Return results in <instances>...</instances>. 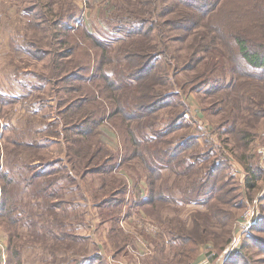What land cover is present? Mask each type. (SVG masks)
<instances>
[{
	"label": "rangeland",
	"instance_id": "rangeland-1",
	"mask_svg": "<svg viewBox=\"0 0 264 264\" xmlns=\"http://www.w3.org/2000/svg\"><path fill=\"white\" fill-rule=\"evenodd\" d=\"M138 1L0 0V94L13 100L11 102L7 100L4 106L0 102V173L12 174L16 180L24 182L27 175L40 171L49 172V175L40 174L35 180V185L25 187L26 191H22L20 185L14 187L15 198L17 199L22 191L24 200L27 203L31 200V204L23 200L20 206L21 211L23 208L26 214L31 208L36 210L37 202L43 206L40 211H46L42 200L45 195L50 203L57 200L64 202L61 208L58 207L51 213L50 221L54 218L61 225L64 223L63 227L66 230L86 237L87 240L84 239L81 243L69 248L68 244L55 247L58 249L56 255L59 260L81 259L85 254L91 256L94 252L100 251L101 245L106 264H119L124 261L122 258H125V253L120 251L124 249L123 252H125L130 247H137L136 236L141 239L146 250L155 248L148 234H144L145 231L140 229L137 222L134 223L135 234H129L128 240L124 241L122 238L126 237L125 234L116 230L117 226L121 229V219L109 221L110 217L106 215V211L109 212L112 209H107L105 205L100 208V204L105 203L111 191L120 182L126 180L136 183L138 178L143 176L144 172L136 159L120 166L122 160L117 156V159L111 162L118 163L116 173H109L103 176V179L97 173L83 171L77 163L75 167L68 163L69 155L67 154L70 144L66 140L68 133L63 130L70 119L63 116L62 109L65 106L63 100H66L69 95H64V92L58 95L50 65L52 33L64 29L63 26L71 32L73 38L89 40L84 36L87 30L112 40L118 47L124 38L113 31L107 20L119 14L126 17L131 12H135L136 7L144 8ZM252 4V0H221L214 13L216 26L226 30L239 27L244 29L245 34L252 31L259 36L262 33L261 27L256 25L254 29L250 25L246 26L249 20L246 12L249 14L251 8L254 10ZM34 6L38 8L33 13ZM70 16L74 18L70 19ZM144 16L150 20L153 19L154 23L158 22L157 16L151 17L150 14ZM160 19L161 22L164 21ZM198 30H204V28ZM218 32V29L209 30L210 36L206 34L204 39H201L203 35L198 37L195 45L198 44L197 56L202 61L191 73L175 71L176 64L179 62H176V56L169 58L172 65H166L169 74L177 83L173 88L179 92V96H174L172 102L178 103V100L183 102L185 107L179 105V108L187 107L188 114L180 121L182 127L176 125L170 134L165 133L168 135L164 139L176 144L182 136L193 138V141L186 144V150H183L181 156L185 155L189 162H192L191 159L195 162L194 157L200 156L196 167L210 166L213 163L219 165L213 175L216 177V189L210 195L209 201L213 204V208L210 210L206 203L183 205L180 202L177 205L180 207L178 210L164 209L161 211V217L167 220L179 215V219L183 221V230L187 229L189 232L195 230L196 219L200 221L201 218L205 221L204 241L198 243L199 248L195 257L197 260L199 258L202 260L199 264L208 262L227 264L223 261L227 256L230 258L233 252L227 255L226 251L230 244L234 243L235 238L238 240L236 250L240 248L245 259L248 256L253 264H264V252L259 250L261 245L249 239L264 238V231L258 229L260 221L264 218V74L251 69L243 59L239 61L234 56L235 46L232 42L224 43L218 39L219 42L214 43L215 39L211 37V34L217 36ZM155 34L157 35V32ZM57 38V53L60 54L65 52L68 45L63 43L60 33ZM188 40H191V37ZM25 41L36 44L50 54L43 57L42 61L34 59L32 54L20 50L19 45L26 47V50H31L25 45ZM113 55L114 57L117 55L116 50ZM172 55H178V53L172 52ZM75 56L83 60L80 54L75 53ZM179 56L185 55L181 52ZM161 73L164 74L163 71ZM35 84L41 85L42 89L34 90ZM168 110L161 111L156 129L167 126L172 115V112ZM178 110L174 112V115L178 114ZM142 136L144 132L139 135V137ZM6 138L20 141L21 144L8 143ZM37 138L43 139L38 143ZM28 142L37 147L41 145L42 149L37 150L32 145L29 147ZM98 145L104 150L100 156L110 152L120 154L122 148L119 138L110 125L103 126L102 142ZM158 145L166 148L167 143L162 142ZM191 156L194 157L191 158ZM11 158H14L15 162L19 161L20 165L31 162L35 165L28 173L25 167L21 168V172L16 168L14 175ZM58 159L62 161L53 166L54 170L45 169L47 162L43 160L55 162ZM246 166L253 168L252 174H246ZM132 167L136 168L131 169ZM187 171L188 173L181 176L180 180L179 177L174 176L172 170L163 171L166 191L172 197H184V191L190 194L197 179L203 177L201 171L197 172L195 169ZM20 174L22 180L18 179ZM253 174L258 177V180L254 181L257 183V188L251 189L248 181ZM23 182L22 186L25 185ZM143 185L144 182L141 185L144 189ZM2 191L3 182L0 176V198ZM39 191L41 201H36L33 195ZM138 191L140 187H137L135 194L134 191L133 194L132 191H127L124 197L134 198L136 194L139 196ZM133 214H136V211ZM146 216L152 222L160 223L154 212ZM1 223L2 221H0V244L5 248L6 264H8L9 240L7 231ZM161 224L164 226L163 223ZM38 226L39 224L27 223V226L21 229L23 232H20L25 239L23 237L18 240V235L14 236L15 246L17 249L21 248L23 264H61V260L58 263H52L51 254L43 250L48 249L43 244L49 243L50 246L53 241L49 238H43V241L36 239L34 228ZM151 227L153 228L152 225ZM165 227L167 223L163 228ZM178 228L179 223L175 222L172 225L175 235H179ZM53 229L58 230V227ZM145 229L148 228L145 226ZM246 244L249 246L248 249ZM188 248L190 244L187 245ZM126 259L129 263L131 262L130 258ZM165 260H173V264L179 261L183 264L187 262V258L174 256L172 250L167 251ZM142 264H146V261ZM228 264H245V260L233 258Z\"/></svg>",
	"mask_w": 264,
	"mask_h": 264
},
{
	"label": "trees",
	"instance_id": "trees-1",
	"mask_svg": "<svg viewBox=\"0 0 264 264\" xmlns=\"http://www.w3.org/2000/svg\"><path fill=\"white\" fill-rule=\"evenodd\" d=\"M220 2L221 0H139L138 3L144 8L136 7V11L131 12L126 17L119 14L113 15L112 18L110 17L107 20L113 31L121 34L124 38L118 47L113 44L112 40L90 33L87 30L82 32L90 41L86 39L84 41L79 40L78 37L73 38L71 32L64 26V29L52 33L50 48L52 54L28 41L24 43L31 50H26V47L19 45L22 52L32 54L36 60H41L50 54V65L57 86L56 91L58 95L63 92L64 95H69L66 100H63L65 106L62 109L63 116L70 119L63 130L68 133L66 140L70 144V146L68 145L69 152L67 154L69 155L68 163H71L72 167H75L74 165L77 163L83 171L97 173L102 179L103 176L117 171L116 166L118 163H111L117 159V156L122 160L120 166L136 159L137 164L143 170L144 174L141 178H138L136 184L143 179L148 186L149 195L146 199H141L138 196L134 206L150 207L146 209V212L148 214L154 212L157 215V221L160 222L158 223L159 230L155 233L149 230L153 234H148V236L162 260L158 261V256H150L147 259L150 264H173V260H165L167 247L173 251L174 256L187 258L185 264H192L196 260L198 243L204 241L205 221L201 218L200 221L196 219L195 230L189 232L185 229L184 231L183 221L179 219V215L164 220L161 217V211L168 208L178 210L180 207L177 205L180 202L183 205H187V203H206L208 208L210 207V210H212L213 204L209 203L210 195L216 189V177L213 175L219 168V165L215 163L210 166L196 167L200 156H191V158L194 157L195 162L191 158L192 162H189L185 155L181 156L183 150H186V144L193 141V138L182 136L177 142L178 144L164 139L168 135L165 133L170 134V131L176 125L182 127L180 121L188 114L187 107L179 108V105L184 106L183 102L181 103L180 100H178V103L172 102L174 96H179V92L176 89L174 90L173 87L177 83L166 67V65H172L169 58L176 56V62L179 61L176 64L175 71H189L191 73L202 61L197 56L199 52L198 44L195 45L198 37L203 35L201 39H204L206 34L210 36L209 30L218 29L217 36L211 34V37L215 39L213 40L214 43L219 42L218 39L224 41V43L232 42L235 46L234 56L239 61L243 59L251 69L264 74V0H252L254 10L251 8L249 14L246 12V17L249 19L246 26L250 25L254 29L256 25L261 27L260 31L262 33L259 36L252 31L245 34L244 29L239 27L226 30L216 26L214 13ZM36 8L38 6L31 8L33 13ZM148 14L151 17L157 16L158 22L154 23L153 19L150 20L144 16ZM73 18L74 16H70V19ZM160 18L164 21L161 22ZM56 28L58 29V27ZM200 28H204V30H198ZM58 33L63 37V43L68 45L65 52L60 54L57 53ZM157 36L159 38H156ZM189 37H191V40H188ZM115 50L117 55L114 57L113 52ZM172 52H176L178 55H172ZM181 52L184 53V57L179 56ZM75 53L83 56V60L77 59ZM162 61L163 63H161ZM179 67L180 69H178ZM161 71L164 72L163 75ZM36 88L42 89L41 85H36ZM1 98L2 106L7 100L13 101L11 98L8 99L7 96L1 95ZM165 109H169L168 111L172 112V115L166 124L167 126L158 130L156 129L157 122L160 121L161 111H165ZM177 109H179L178 114L174 115ZM108 125L111 126L120 140L121 152L120 154L110 152L105 156H100V153H103L104 150L99 147L98 143L102 142L103 126ZM142 132H144V136L139 137ZM160 136L161 138H159ZM6 140L8 143L21 144L20 141H12L9 138H6ZM162 142L167 143L166 148L158 145ZM82 143H84V146H82ZM32 146L37 150L42 149V146L37 147L34 144ZM60 160L58 159L55 162L43 161L47 162L46 167L49 170H54L55 167L53 166L59 164L62 161ZM34 165V162L20 165L19 161L15 162V159L11 158V167L14 168L12 173L14 175L16 168L21 172V168L25 167L28 173ZM164 169L172 170L174 176L179 177V180L181 176L188 173L187 170L189 169H195L197 172L201 171L203 177L197 179L190 194L184 191V197L174 198L166 191ZM252 170V167L246 166V174H252ZM43 173L45 172L40 171L39 173L27 175L24 182L22 181L25 184L24 186L21 185V181L13 178L12 174L0 173L3 182L2 197L0 198V221H2L1 224L7 231L9 240L7 244L8 264H23L21 248L17 249L15 246L14 236L18 235V240L23 238L24 235L20 232H23L21 229L27 226V223L39 224L38 227L34 228L36 239L43 241V238H49L53 241L50 246L49 243L43 244L48 248L43 250L49 252L52 256V263H58L61 260L56 255L58 249H55V247L68 244L69 248L81 243L84 239L87 240L86 237L72 234L66 230L63 227L64 223L61 225L54 218L50 221L51 213L64 204L62 200L50 203L46 200L47 195H45L42 200L44 201V209H47L46 211H40L43 206L38 202V204L34 202L37 207L36 210L31 208L27 214L23 208L21 211L20 206L24 200L21 192L26 191V186L35 185L36 178H39V175ZM44 175H49V172ZM18 179L22 180L21 174ZM257 180L258 177L253 174L251 180L248 181L251 189L257 188V183L254 182ZM127 184L126 180L120 182L111 191L105 203L100 204V208L105 205L107 209H112L109 212L106 211V215L110 217L109 221H118L121 219L122 214L124 215V195L128 190ZM17 185H20L22 191L16 199V189L14 187ZM104 185L103 183V187ZM174 186H176L175 183ZM38 193L41 192L39 191L33 195V199L41 201ZM27 204H31V200ZM140 221H144L143 224L146 228L149 226V224L146 225V220L140 219ZM175 222L179 223V235H175L172 229ZM161 223L164 226L167 223V227L163 228L164 226ZM263 224L264 218L260 221L258 228L260 231H264ZM144 225L140 226L142 231H145ZM53 227H58V230L53 229ZM116 230L125 234L126 237L122 238L124 241H127L130 237L128 235L131 233L122 232L118 226ZM249 239L256 241L257 245H261L259 250L264 252V238L252 237ZM189 244L190 248L187 249ZM173 247L177 248L174 249ZM248 247L246 244L247 249ZM239 249L234 251L225 263L228 264L233 258H239L245 260V264H253L248 256H246V259L244 258L242 251ZM92 256L94 259L99 258L98 254L91 256L85 254L81 259L61 260V264H89ZM99 259L101 260V257ZM176 264L183 263L179 261Z\"/></svg>",
	"mask_w": 264,
	"mask_h": 264
},
{
	"label": "crops",
	"instance_id": "crops-1",
	"mask_svg": "<svg viewBox=\"0 0 264 264\" xmlns=\"http://www.w3.org/2000/svg\"><path fill=\"white\" fill-rule=\"evenodd\" d=\"M33 89L34 90H39V89L36 88V84L34 85ZM41 139H43V138H37V142L39 143ZM28 145L31 146L32 143L28 142ZM37 168L40 169L41 167L37 166ZM45 169H47V167ZM164 170H166V169H164ZM142 182H144V185H143L144 189L141 187ZM127 183H128L127 184V189H128L127 191L128 192L132 191V194H133V191H134V194H135V191H136L137 187L138 188L140 187V191H138L139 192V197L141 199H146L148 197V195H149L148 186L146 185L145 181H141L138 184L134 183V181H132V182L128 181ZM137 199H138V195L137 194L135 195L134 198H130V197H126L125 198V203H124L125 207H124V211H123L124 215H123V217H121V229H122V231L125 232V233H131V234L134 233L135 234V224L134 223L137 222V224H139V227H140L141 225H144L143 224L144 221H140V219H142V220H146V225L149 224V226L152 225L154 228L156 227L154 232H153V233H155L156 231L159 230V227H160L159 224H157L155 221L152 222V220H150L149 217L146 216L148 214L146 212L147 211L146 209H148L150 207L134 206V204L137 202ZM134 211H136V214H133ZM134 217H135V219H134ZM144 230H145V233H147V234H153V233H150L149 231H147L145 229V225H144ZM89 235H91V234L89 233ZM136 244H137V247H135V248L134 247H130V248L127 249V251L125 250V252L121 251V253H125V255H124L125 258H122L124 261L120 262L119 264H142L144 261H146V264H150V263L147 262V259L150 256L151 257L158 256L157 260L158 261L162 260V258L160 257V254L158 253L157 249L156 248H150V249L148 248L146 250L145 245L142 243L141 239L138 238V236H136ZM101 248L102 247L100 245L99 246L100 251L94 252V254L96 253V254L99 255V258L101 257V260L99 258L98 259H94L93 256H92V257H90L91 259H90V263L89 264H106V259L104 258L105 253L102 251L103 249H101ZM167 249H168L167 251H169V252L171 251V249L169 247H167ZM167 251H166V253H167ZM127 257L131 259L130 263L126 259ZM201 261L202 260L200 258H199V260L196 259L193 262V264H199ZM207 264H210V262H208Z\"/></svg>",
	"mask_w": 264,
	"mask_h": 264
},
{
	"label": "built area",
	"instance_id": "built-area-1",
	"mask_svg": "<svg viewBox=\"0 0 264 264\" xmlns=\"http://www.w3.org/2000/svg\"><path fill=\"white\" fill-rule=\"evenodd\" d=\"M147 228H148L147 229L148 231L149 230H151V231L155 230V228L154 227L152 228L151 226H148ZM237 247H238V240L235 238L234 243L230 244L229 249L226 251V253H228L227 255H230L232 252H234ZM227 257L225 258V260L223 262H225L227 260ZM0 264H6L5 248L1 244H0Z\"/></svg>",
	"mask_w": 264,
	"mask_h": 264
}]
</instances>
